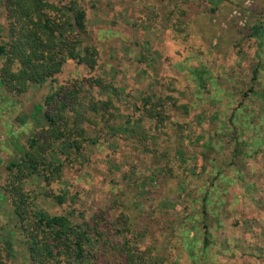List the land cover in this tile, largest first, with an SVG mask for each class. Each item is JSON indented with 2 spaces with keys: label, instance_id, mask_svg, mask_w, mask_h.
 Returning a JSON list of instances; mask_svg holds the SVG:
<instances>
[{
  "label": "trees",
  "instance_id": "trees-1",
  "mask_svg": "<svg viewBox=\"0 0 264 264\" xmlns=\"http://www.w3.org/2000/svg\"><path fill=\"white\" fill-rule=\"evenodd\" d=\"M222 1L166 0L170 15L169 37L180 51H187L182 57L188 72L187 82L195 87L199 98L200 91L208 92V85L222 90V79H214L206 68L199 51L204 45L194 18L199 10L215 15ZM3 11L6 26V39L0 44V91L3 94L21 97L33 86L54 83L67 62L85 69L89 77L68 81L45 96L44 125L28 141L20 159L5 168L0 200L7 204L10 223L5 225L12 227L9 234L0 235V264L12 259L17 251V236L30 264H165L180 251L174 254L175 243L179 242L177 234L182 239V252L191 264H215L214 258L209 256L215 244L209 238L211 218L206 222L205 219L189 220L195 227L188 228H183L184 221L180 225L174 221L159 232L156 228L150 230L153 227L145 224L141 216L146 209L153 213L160 209L156 203L158 191L150 190L153 195L146 199L150 202L147 207L136 205L135 196L139 193L143 196L142 186H164L172 181L178 184L187 177L186 167L178 164L174 168L171 160L176 155L182 157L188 145L185 126L167 114L172 107H181L176 105L180 101L178 89L165 83L163 96L154 92L142 94L136 98L132 112L125 113L114 81L109 82L99 73L97 45L92 41L84 42L88 36L86 12L75 0H3ZM260 17L259 24L250 29L256 41L251 81L249 87L240 91L241 100L229 115L231 128L225 131L226 136L230 135L229 138L246 151H251L255 144L258 147V142L264 140V99L258 101L262 105L259 114L254 112L255 103L251 105L258 94L256 89L264 86L261 83L264 78V14ZM177 56L180 58L181 52ZM177 68L181 70L180 66ZM93 89L103 95L85 97V90ZM261 96L264 98V94ZM197 118L200 120L199 115ZM242 137L245 141L240 142ZM100 140H112L117 146L129 144L135 151L156 155L161 164L158 168L146 169L158 172L138 173L130 169L121 172L119 182L109 181L112 205L97 208L86 216L85 212L72 207L74 200L68 190L53 191L51 186L65 181L66 168L75 164L88 167L91 161L85 153ZM81 158L85 159L79 161ZM130 174L135 176L134 183L129 181ZM203 198L201 216L206 218L211 214L212 221L217 223L222 214L215 208L216 202L209 201L207 194ZM45 199L57 207L56 213L43 209L41 202ZM140 223L147 229L145 235H140L136 229ZM198 227L203 229L202 239L197 235ZM198 243L201 248L197 247ZM263 251L259 246L257 252L253 248L254 254H259L254 257H261Z\"/></svg>",
  "mask_w": 264,
  "mask_h": 264
},
{
  "label": "rangeland",
  "instance_id": "rangeland-1",
  "mask_svg": "<svg viewBox=\"0 0 264 264\" xmlns=\"http://www.w3.org/2000/svg\"><path fill=\"white\" fill-rule=\"evenodd\" d=\"M75 1L86 12L88 36L84 42L92 41L97 45L99 73L108 81H114L125 113L132 112L136 98L142 94L154 92L163 96L164 86L168 83L172 89H178L180 101L176 105L181 107H172L167 114L185 126L188 145L182 157L176 155L171 160L174 168L178 164L186 167L184 174L187 177L183 183L172 181L164 186H142L143 196L142 193L135 196L137 207L149 205L146 199L153 195L150 190L158 191L156 203L160 207L156 213L150 209L143 211L144 223L153 227L150 230L156 228L160 232V228L174 221L179 225L184 221L186 226L183 228H188L195 227L189 220L205 219L206 222L211 218L209 238L215 244H212L209 256L214 258L215 264H264V251L259 258L254 257L259 254L253 252V248L257 252L258 246L264 248V140L258 142V147L255 144L251 151H246L225 134L231 128L228 123L231 110L241 100L239 93L249 87L251 81L252 67L256 63V41L251 37L250 29L262 20L264 0H231L232 3L223 0L215 15L200 10L195 14L198 36L204 45L199 50L201 56L210 75L222 79V90H214L208 85L206 94L198 93L200 98L196 96L195 87L187 82L188 72L182 59L187 51H180L169 37L170 15L166 0ZM235 4L238 6L234 7ZM5 39L3 0H0V44ZM180 52L179 58L177 53ZM84 77H89L85 69L67 62L54 83L33 86L21 97H9L0 91V189L5 181L6 166L20 159L28 141L44 125L45 96L68 81ZM259 88L261 90L256 89L258 94L251 103H255V114L262 108L258 101L264 99L261 96L264 86ZM90 94L93 97L103 95L97 89L85 90V97ZM241 141L245 138H240ZM85 154L90 158L89 166L81 168L75 164L66 168L63 172L65 181L53 184L51 188L53 191L68 190L74 200L72 207L85 212L86 216L97 208L112 205L109 181L119 182L121 172L130 169L143 173L147 168H158L161 164L156 155L135 151L129 144L117 146L112 140H100ZM176 170L181 169L176 167ZM148 171L158 172L146 170V173ZM134 177L130 174L129 181L134 183ZM206 194L209 201L216 202L215 208L222 214L217 223L212 221L211 214L206 218L201 216ZM41 204L47 213H56L57 207L51 200L45 199ZM7 211V204L0 200V235L9 234L12 227L5 225L10 223ZM136 229L140 235L147 233L141 223ZM198 229L197 235L202 239L203 229ZM177 236L179 242L175 243L174 254L181 252L165 264H191L182 252L180 234ZM16 240L17 251L3 264H30L19 236ZM201 246L198 243L197 247Z\"/></svg>",
  "mask_w": 264,
  "mask_h": 264
}]
</instances>
